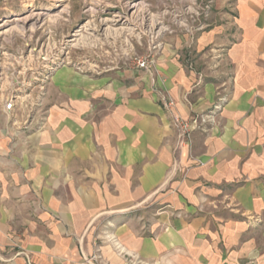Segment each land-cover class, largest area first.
I'll list each match as a JSON object with an SVG mask.
<instances>
[{
    "label": "crops",
    "instance_id": "obj_1",
    "mask_svg": "<svg viewBox=\"0 0 264 264\" xmlns=\"http://www.w3.org/2000/svg\"><path fill=\"white\" fill-rule=\"evenodd\" d=\"M162 42L147 70L60 68L43 121L16 137L0 112V264H85L100 221L148 260L234 264L264 247L245 236L264 232V0H212ZM221 98L188 143L180 121ZM152 200L161 216L143 240L131 213Z\"/></svg>",
    "mask_w": 264,
    "mask_h": 264
},
{
    "label": "rangeland",
    "instance_id": "obj_2",
    "mask_svg": "<svg viewBox=\"0 0 264 264\" xmlns=\"http://www.w3.org/2000/svg\"><path fill=\"white\" fill-rule=\"evenodd\" d=\"M98 1H108V0H64V2H60L59 0H0V25L3 24L4 21H7L5 26L0 28V58H2V54L9 55L12 54L13 57L18 58L19 56L24 57L27 56L30 49H34L38 47L42 40H44L49 34L55 36L56 39L62 38L64 36H69L73 32L77 30H81V35H83L88 41V45L85 47H76L71 51V59L72 64L69 66H65V68L73 70V72L78 73L80 75L85 76H98L104 70V68L112 67V65H100L98 63L97 54L99 49H94V45H96L98 40V31L101 29V25L99 19L103 17L101 13L97 12L96 7H93V13H85V9L88 6H92L95 4H99ZM123 1V0H122ZM209 0H139L138 2L143 4L150 12L153 14L155 18H165L164 22L170 23L172 19L180 12L184 10V8L188 5L191 6L194 2L197 6H203L208 3ZM102 3V2H101ZM104 3V2H103ZM67 8L65 11L64 9ZM68 10V11H67ZM37 12H41L46 14L48 17L44 20L43 24L39 27L35 28H26L24 32H5L10 27L14 26L16 21H11L13 18H23L25 16H29L31 14H35ZM60 12V13H59ZM62 13V14H61ZM68 13V14H67ZM60 17L56 22L49 20V15H58ZM10 21V22H9ZM88 23L92 24V29L90 31H85L84 27L88 25ZM94 26V27H93ZM82 27V29H81ZM75 30V31H74ZM100 38V37H99ZM72 39H78L76 36L72 37ZM97 39V40H96ZM100 42V40L98 41ZM163 43V42H162ZM143 47L146 46V39L142 41ZM134 54L130 55V58H124L122 61H119L114 67L118 66L124 69L125 67L132 66L131 59L134 56L144 55L145 51L142 46H138L134 43ZM89 58L86 62L83 60L84 57ZM100 65V69H91L87 73L82 70L83 64ZM91 67V66H90ZM89 67V68H90ZM134 67V65H133ZM135 68V67H134ZM53 77V76H52ZM52 79V78H51ZM7 86H0V112L3 115V119L6 122V129L8 132L12 134V136L16 137L23 132H26V129L32 125L36 124L39 126L40 122L43 121V114L47 113V110L44 105V100L46 98V89L44 96L42 97L41 104L39 108L35 111L34 115L28 119L26 124H23L25 118L23 116L12 117L10 114H6L2 112V100L6 95ZM8 91V90H7ZM210 109V108H209ZM42 116V120L40 118ZM200 121L199 115L197 118H193V120ZM40 120V122H39ZM191 121V123L193 122ZM36 122V123H35ZM214 124V123H213ZM208 125L204 129L207 132L208 127L212 126ZM182 123L180 121V133L181 136L187 139V142H190V137L193 132L201 131L197 130H188L186 135L182 130ZM194 126V125H193ZM161 200H152L147 202L143 206L136 208L133 210L134 213H131V220L133 224L128 228L130 230L136 229L138 230V235L142 236L143 240L145 238L155 239V232L149 229L152 223H157L159 220L160 211L163 206H160ZM168 211H171L170 209ZM126 217V216H125ZM170 217L175 218V213L171 212ZM248 220H252V218H248ZM259 219H253V221H258ZM107 224L100 221L93 225V227L88 231L86 238L90 241V246L87 248L90 253L88 255V260L84 261L85 264H192L191 262H182L178 261L175 257L173 260H170L171 253L169 252L168 257L161 258L162 260H148L144 259L140 256H135L127 253V251L117 245L115 242L114 231L106 228ZM264 233L262 230H249L246 233V237H255L257 238L258 234L262 235ZM256 240V239H255ZM104 244V246H101ZM221 240L217 241V249L222 250ZM203 249H210L208 247L203 246ZM105 250V254L103 252ZM254 249L248 251L247 256L243 259L234 262V264H264V258L259 257V254H264V247L261 245L259 248H255L258 252L253 251ZM100 252V253H99ZM109 255L107 256L106 263H103L101 259V255ZM170 254V255H169ZM114 256L118 258L117 262H114ZM226 260L221 258V261H218L217 264H225ZM208 264V263H206Z\"/></svg>",
    "mask_w": 264,
    "mask_h": 264
},
{
    "label": "built area",
    "instance_id": "obj_3",
    "mask_svg": "<svg viewBox=\"0 0 264 264\" xmlns=\"http://www.w3.org/2000/svg\"><path fill=\"white\" fill-rule=\"evenodd\" d=\"M138 1H98L99 4L86 7L85 13H93V7H96V13L99 12L104 17L99 19L101 29L97 33L100 38L96 39L97 43L94 45V49L100 51L97 54V64L114 67L119 61L130 58V55L135 53L134 43L143 47L142 41L146 39L147 44L143 47L145 54L136 55L131 61L137 70L149 69L153 65L154 55L162 47L163 36L176 30H191L197 20L202 15H206L212 2L209 0L203 8L193 2L191 6L187 5L181 13L179 12L170 23H166L165 18H155L150 10ZM90 24L86 25L87 28L84 27L85 31L93 30ZM109 28L111 31L107 34L105 30ZM80 32L81 30H77L69 36L58 39L49 34L38 47L30 49L28 55L24 57L15 58L12 54H2L0 86L8 87L2 100L3 111L6 114L12 117L23 116L22 118H25L23 124L28 122L39 108L45 89L54 73L72 64L71 51L76 48L72 47L73 40H76L72 37L78 38L77 34ZM88 59L86 56L83 58L85 62ZM97 64L88 66L84 63L81 68L87 73L91 69H100L101 66ZM224 103L225 99L221 98L210 109L199 114L198 124L195 119H192V123L181 122L183 133L186 135L185 132L188 130L197 129L205 131L206 126L215 122Z\"/></svg>",
    "mask_w": 264,
    "mask_h": 264
},
{
    "label": "bare ground",
    "instance_id": "obj_4",
    "mask_svg": "<svg viewBox=\"0 0 264 264\" xmlns=\"http://www.w3.org/2000/svg\"><path fill=\"white\" fill-rule=\"evenodd\" d=\"M60 2H64V0H59ZM67 8L64 9V11L66 10ZM68 11V10H67ZM95 11V10H94ZM60 13V12H59ZM62 14V13H61ZM68 14V13H67ZM48 16L44 13H41V12H37L35 14H31L29 16H25L23 18H13L11 21H16L17 23H15L14 26L10 27L8 30H6L5 32H13V31H16V32H24L26 30V28H35V27H39L43 24L44 20L47 18ZM60 17V14L58 15H53V16H50L49 15V20L53 21V22H56ZM10 22V21H9ZM7 23V21H4L2 25H0V28L2 26H5V24ZM91 25V24H90ZM92 27V26H91ZM94 27V26H93ZM85 28H87V26H85ZM111 31V29H106L105 32L108 34V32ZM2 33H0L1 35ZM106 34V35H107ZM78 36V39L76 40H73V45L72 47H77V46H80V47H83V46H87L88 45V40L83 36L81 35V33L77 34Z\"/></svg>",
    "mask_w": 264,
    "mask_h": 264
}]
</instances>
